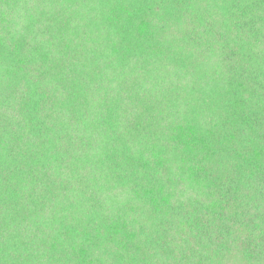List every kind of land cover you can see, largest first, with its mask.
Masks as SVG:
<instances>
[{
	"label": "trees",
	"instance_id": "trees-1",
	"mask_svg": "<svg viewBox=\"0 0 264 264\" xmlns=\"http://www.w3.org/2000/svg\"><path fill=\"white\" fill-rule=\"evenodd\" d=\"M0 264H264V0H0Z\"/></svg>",
	"mask_w": 264,
	"mask_h": 264
}]
</instances>
